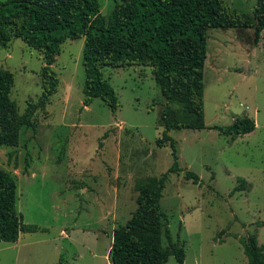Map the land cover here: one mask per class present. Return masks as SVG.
Masks as SVG:
<instances>
[{"label":"rangeland","instance_id":"374dc122","mask_svg":"<svg viewBox=\"0 0 264 264\" xmlns=\"http://www.w3.org/2000/svg\"><path fill=\"white\" fill-rule=\"evenodd\" d=\"M98 1L106 17L120 0ZM224 1L249 17L257 4ZM82 49L83 39L64 41L52 65L56 93L22 128L17 146L0 145V169L17 185V211L38 228L22 233L18 245L0 241V264H110L112 231L136 209V183L173 163L169 143L156 145L165 100L151 68H104L118 109L100 99L83 107ZM43 66L19 39L0 45L18 114L39 97ZM203 79L206 128L168 133L181 171L168 175L160 206L172 242L185 253L182 264H247L239 239L256 233L264 245V30L254 43L253 29H209ZM242 117L256 127L234 141L212 129ZM166 264L179 263L169 257Z\"/></svg>","mask_w":264,"mask_h":264},{"label":"trees","instance_id":"16d2710c","mask_svg":"<svg viewBox=\"0 0 264 264\" xmlns=\"http://www.w3.org/2000/svg\"><path fill=\"white\" fill-rule=\"evenodd\" d=\"M98 0H7L0 2V45L19 39L36 51L44 66L40 70L41 93L28 102L22 114L10 97L13 74L0 68V145L17 146L23 127L44 111L57 91L58 77L52 69L66 39H83L85 73L83 107L100 99L112 112L118 109L113 88L102 70L143 66L151 68L155 84L165 100L159 114L164 128L156 145L169 143L173 163L160 177L136 183V209L124 225L112 231L110 264H166L169 257L184 262L183 249L172 242L160 199L170 173L180 172L172 130L205 129L203 113L204 66L209 29H253V42L264 30V0H257L253 16L238 12L224 0H120L108 16L101 14ZM231 141L255 130V122L237 118L229 126L212 127ZM193 184L199 178L186 172ZM245 183L241 181V185ZM238 189V187H236ZM17 185L0 169V241L15 243L21 233L38 228L23 223L16 208ZM168 245L164 247L162 239ZM247 264H264V245L257 234L239 239Z\"/></svg>","mask_w":264,"mask_h":264},{"label":"crops","instance_id":"0c3cea01","mask_svg":"<svg viewBox=\"0 0 264 264\" xmlns=\"http://www.w3.org/2000/svg\"><path fill=\"white\" fill-rule=\"evenodd\" d=\"M255 127H256V125H255ZM66 236H67V234H64V237H65V238H66ZM21 240H22V233L19 235L18 240H17L15 243H12V244H14V245H18V244L21 242Z\"/></svg>","mask_w":264,"mask_h":264}]
</instances>
